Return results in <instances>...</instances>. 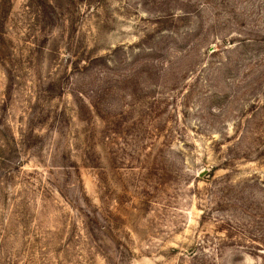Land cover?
I'll list each match as a JSON object with an SVG mask.
<instances>
[{"label": "rangeland", "instance_id": "obj_1", "mask_svg": "<svg viewBox=\"0 0 264 264\" xmlns=\"http://www.w3.org/2000/svg\"><path fill=\"white\" fill-rule=\"evenodd\" d=\"M0 264H264V0H0Z\"/></svg>", "mask_w": 264, "mask_h": 264}]
</instances>
